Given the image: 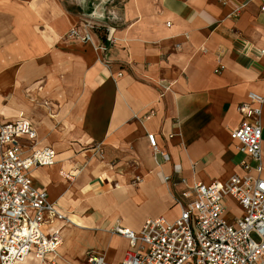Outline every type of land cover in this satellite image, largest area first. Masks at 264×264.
<instances>
[{
    "label": "crops",
    "instance_id": "obj_1",
    "mask_svg": "<svg viewBox=\"0 0 264 264\" xmlns=\"http://www.w3.org/2000/svg\"><path fill=\"white\" fill-rule=\"evenodd\" d=\"M224 1L116 0L117 42L101 54L65 38L92 13L108 25L99 0H0V124L27 120L39 147L55 151L53 167L31 171L32 185L78 221L62 229L54 256L20 264H89V252L121 264L129 244L116 226L138 233L147 219L179 215L173 197L184 187L164 177L207 185L243 174L230 133L247 95L264 97V0ZM104 31L91 32L96 44ZM261 128L264 164V105ZM225 206V220L242 216Z\"/></svg>",
    "mask_w": 264,
    "mask_h": 264
},
{
    "label": "built area",
    "instance_id": "obj_2",
    "mask_svg": "<svg viewBox=\"0 0 264 264\" xmlns=\"http://www.w3.org/2000/svg\"><path fill=\"white\" fill-rule=\"evenodd\" d=\"M99 2L111 8H103L107 26H98L90 20L94 18L92 13L89 20L81 21V27H71L65 35L84 53L89 46L105 54L117 42L114 33L118 18L115 10L112 11L117 7L116 0ZM239 10L231 16H237ZM96 29L105 30L103 41L98 44L91 35ZM101 64L106 71L113 70L110 62ZM222 70L221 67L215 73ZM122 75L123 71L119 70L114 81ZM263 105L264 97L249 93L246 102L236 108L240 120L231 131L230 140L242 156L239 166L243 174L207 185L164 177L165 184L184 187L178 198L173 197L180 207L179 215L174 220L147 219L138 233L116 226L114 232L129 244L121 264H264ZM147 141L153 156L161 163L169 162V155L158 149L153 135H147ZM55 157L52 148L39 147L36 131L29 121L18 119L0 124V264H20L30 256L42 262L60 248L62 229L72 223L49 202L45 192L33 187L31 179L32 170L53 167ZM226 200L242 211V216L234 218L232 223H227L224 217ZM55 223L60 226L54 229ZM85 260L89 264H106L92 252L86 253Z\"/></svg>",
    "mask_w": 264,
    "mask_h": 264
},
{
    "label": "bare ground",
    "instance_id": "obj_3",
    "mask_svg": "<svg viewBox=\"0 0 264 264\" xmlns=\"http://www.w3.org/2000/svg\"><path fill=\"white\" fill-rule=\"evenodd\" d=\"M11 106L13 107V108H15V109H23L22 108V103H20V102H18V101H16V100H13L12 102H11ZM26 111H27V109H26ZM25 111V112H26ZM28 117V116H27ZM63 170H65L66 169V166L64 165L63 166V168H62ZM61 175H65V173H61ZM112 186L114 187V188H116V189H119L120 187H119V184L117 183V182H113L112 183ZM71 220V219H70ZM71 223L73 224V225H78V221L75 219V218H72V220H71Z\"/></svg>",
    "mask_w": 264,
    "mask_h": 264
},
{
    "label": "rangeland",
    "instance_id": "obj_4",
    "mask_svg": "<svg viewBox=\"0 0 264 264\" xmlns=\"http://www.w3.org/2000/svg\"><path fill=\"white\" fill-rule=\"evenodd\" d=\"M87 149H83L82 151L79 152V154H82L83 157H86L87 156V153H86ZM100 160H101V154L97 156ZM98 159V160H99ZM67 174V173H66ZM239 214V210H235V212L233 211H230V214H229V219L227 220V223H232V221L234 220L233 219V216H237ZM252 238L254 241L258 242V238L254 235H252Z\"/></svg>",
    "mask_w": 264,
    "mask_h": 264
}]
</instances>
